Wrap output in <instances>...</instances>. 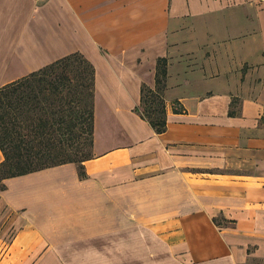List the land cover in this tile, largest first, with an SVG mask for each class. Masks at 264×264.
<instances>
[{
    "label": "crops",
    "instance_id": "0c3cea01",
    "mask_svg": "<svg viewBox=\"0 0 264 264\" xmlns=\"http://www.w3.org/2000/svg\"><path fill=\"white\" fill-rule=\"evenodd\" d=\"M75 51L86 176L4 180L0 264H264V0H0V86ZM158 57L162 133L134 111Z\"/></svg>",
    "mask_w": 264,
    "mask_h": 264
},
{
    "label": "trees",
    "instance_id": "16d2710c",
    "mask_svg": "<svg viewBox=\"0 0 264 264\" xmlns=\"http://www.w3.org/2000/svg\"><path fill=\"white\" fill-rule=\"evenodd\" d=\"M166 66V57H158L155 86L141 85L134 108L156 133L166 129ZM94 81V65L75 51L0 86V190L8 177L67 162L77 164L80 178L86 176L83 162L92 155L94 136ZM78 139L74 153L63 152Z\"/></svg>",
    "mask_w": 264,
    "mask_h": 264
},
{
    "label": "rangeland",
    "instance_id": "374dc122",
    "mask_svg": "<svg viewBox=\"0 0 264 264\" xmlns=\"http://www.w3.org/2000/svg\"><path fill=\"white\" fill-rule=\"evenodd\" d=\"M95 17H100V15H95ZM78 130V129H77ZM75 131H76V129H75ZM81 139H78V140H76V141H71V142H69L68 143V146H67V148H65L64 150H63V152L64 153H74V151H75V148L81 143ZM85 149H89V145H87L86 144V148H84V150ZM92 151V150H91Z\"/></svg>",
    "mask_w": 264,
    "mask_h": 264
}]
</instances>
